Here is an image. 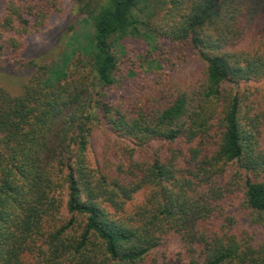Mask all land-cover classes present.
<instances>
[{"label": "trees", "instance_id": "16d2710c", "mask_svg": "<svg viewBox=\"0 0 264 264\" xmlns=\"http://www.w3.org/2000/svg\"><path fill=\"white\" fill-rule=\"evenodd\" d=\"M67 1L0 3V65L31 70L0 84V264H264V0H71L85 39L61 67L30 58ZM129 38L149 73L118 62Z\"/></svg>", "mask_w": 264, "mask_h": 264}, {"label": "rangeland", "instance_id": "374dc122", "mask_svg": "<svg viewBox=\"0 0 264 264\" xmlns=\"http://www.w3.org/2000/svg\"><path fill=\"white\" fill-rule=\"evenodd\" d=\"M5 0H0V3H4ZM22 1V0H20ZM67 10L70 8V12L63 13L62 15L55 16L50 25L45 28L39 34L29 38L28 42V56L30 58H36L40 63H52L53 66L61 67L63 56L67 55L71 51L69 43L74 35L78 33L81 39H85L88 28L85 24L86 16L81 15L77 8L72 5V1L66 2ZM161 47H164L168 51V55L173 59V64L169 66H176L175 68L179 72L181 78H186L199 73V69L202 63L187 49H182L170 45L168 42H162ZM114 53L118 58V62L125 69L128 66H143L142 74L148 72V62L145 60V56L150 52V48L143 39L129 38L124 41L116 43L114 46ZM169 57V58H170ZM169 58L166 60L168 61ZM175 60V61H174ZM56 67V68H57ZM59 69V68H57ZM31 70L13 71V69L5 68L0 65V84L9 88L15 93H19L25 84L26 79L30 76ZM133 81L132 77L128 76L126 84L124 82L118 83L114 88H102L99 92L105 97L107 101L111 103H117L121 101L122 96L128 89V85ZM124 84V85H123ZM99 130L95 137L94 150L95 154L100 157L103 152V145L108 136ZM120 143V142H119ZM116 138H112L110 146H116ZM128 145L126 144V147ZM159 144H155L157 148ZM116 147L110 152L112 153L111 160L118 162L122 154L116 155ZM139 153V152H138ZM179 250V244L177 242H171L169 244V252H176Z\"/></svg>", "mask_w": 264, "mask_h": 264}]
</instances>
